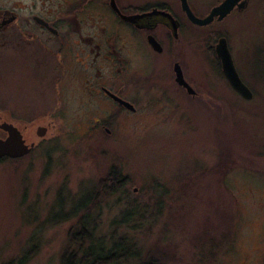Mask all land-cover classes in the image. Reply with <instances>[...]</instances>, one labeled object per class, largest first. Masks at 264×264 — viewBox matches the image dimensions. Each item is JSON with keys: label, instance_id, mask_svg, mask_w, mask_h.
Wrapping results in <instances>:
<instances>
[{"label": "rangeland", "instance_id": "374dc122", "mask_svg": "<svg viewBox=\"0 0 264 264\" xmlns=\"http://www.w3.org/2000/svg\"><path fill=\"white\" fill-rule=\"evenodd\" d=\"M257 12L232 36L253 101L233 91L207 50L190 48L188 71L204 86L199 106L162 109L146 100L138 115L116 119L112 135L94 129L88 116L101 115L98 108L77 107L76 83L64 80L62 99L72 105L58 111L54 77L30 73L0 48V126L18 123L40 144L0 161V264H61L66 235L82 218L107 248L115 230L143 252L162 244L171 252L166 264H264V8ZM260 48L263 56L251 57ZM55 110L58 126L41 142L39 124ZM114 166L129 176L126 187L91 209L90 193ZM208 225L216 237L233 230L230 244L210 250L199 235Z\"/></svg>", "mask_w": 264, "mask_h": 264}, {"label": "flooded vegetation", "instance_id": "af4514ba", "mask_svg": "<svg viewBox=\"0 0 264 264\" xmlns=\"http://www.w3.org/2000/svg\"><path fill=\"white\" fill-rule=\"evenodd\" d=\"M226 1L186 0V5L184 0H0V48H6L12 60L20 56L30 73L54 77L57 110L72 105L62 99L64 80L76 83L77 107L81 111L98 108L101 115L93 112L88 116L94 129L102 127L112 135L109 127L116 119L138 115L146 100L162 109L191 103L199 106L204 86L188 71L190 48L202 55L207 50L227 80L218 45L225 39L235 61L232 36L237 29L245 32V24L252 26V13L264 8V0H230L232 9L223 17L221 13L215 15L207 25L196 23L190 16L189 11L204 19ZM231 21L233 30L228 25ZM243 53L249 54L246 50ZM250 55L263 56L262 48ZM262 68L260 75L264 74V63ZM180 71L187 85L178 79ZM209 87L214 90L213 85ZM55 113L47 126L39 124L48 128L47 134L49 128L58 126L59 112ZM41 118L44 116L34 122ZM6 122L21 130L27 144L34 143L24 156L40 145L29 143L18 123ZM47 134H38L41 142ZM7 136L5 131L0 138Z\"/></svg>", "mask_w": 264, "mask_h": 264}, {"label": "trees", "instance_id": "16d2710c", "mask_svg": "<svg viewBox=\"0 0 264 264\" xmlns=\"http://www.w3.org/2000/svg\"><path fill=\"white\" fill-rule=\"evenodd\" d=\"M259 80H264V74L259 76ZM5 159H9L8 156L0 158V161H5ZM127 179L128 177L123 176L121 170L117 167L111 168V171L101 179L90 193L88 203L90 202L91 209L99 208L106 199L122 191L127 185ZM86 217L87 214L84 215V218ZM87 223L82 218L77 229L75 227L69 229L66 235L68 245L61 255V264H131V259L133 260L134 258H139L136 264H166L168 262V255V258H171V252H168L169 249H165L160 243H156L154 248H151L147 252L144 250L143 252L136 248L131 238L127 236H121L116 239L115 237L118 235L117 230L112 233L111 240L113 243L107 248L102 238L100 239L103 241H95L96 228L90 227ZM200 232L201 234L199 235H202L203 239L208 242L207 247L210 250L211 247L213 249L216 245L223 247L227 243L230 244L229 242L233 238V230L232 232L230 230L229 232H224L220 237L214 236L212 234L213 226L209 225ZM206 242L204 243L205 246ZM211 254L213 253L211 252ZM23 263L24 261L21 258L18 262L12 260L5 264Z\"/></svg>", "mask_w": 264, "mask_h": 264}, {"label": "water", "instance_id": "95a60500", "mask_svg": "<svg viewBox=\"0 0 264 264\" xmlns=\"http://www.w3.org/2000/svg\"><path fill=\"white\" fill-rule=\"evenodd\" d=\"M184 3L187 5L186 0H184ZM232 7V1L228 0L219 8L213 10L208 17L201 20L197 19L191 11L189 12L191 18L196 23L207 25L213 21L215 15L221 13L223 17L232 9ZM218 53L222 60L224 74L229 80L232 87L235 89V91L239 92L245 99H252L254 97V93L241 78V75L238 72L235 61L225 39H222L220 44L218 45ZM178 79L181 81V83L187 85L181 71L180 73H178ZM0 127L4 131L8 132V136L6 138H0V158L5 156H11L14 158L22 157L28 154L34 147V143H32L31 145L26 143L23 133L14 124L5 121L1 124ZM47 130V127L40 126L37 132L40 136H45L47 134Z\"/></svg>", "mask_w": 264, "mask_h": 264}, {"label": "bare ground", "instance_id": "6f19581e", "mask_svg": "<svg viewBox=\"0 0 264 264\" xmlns=\"http://www.w3.org/2000/svg\"><path fill=\"white\" fill-rule=\"evenodd\" d=\"M223 72H224V71H223ZM224 75H225V74H224ZM226 78H227V77H226ZM241 78H242V77H241ZM242 79H243V78H242ZM227 80H228V79H227ZM227 80H226V82L229 84L230 82H228L229 80H228V81H227ZM243 81H244V80H243ZM244 82H245V81H244ZM260 84H261V85H264V80H260ZM230 85H231V84H229V86H230ZM231 86H232V85H231ZM231 86H230V87H231ZM241 97H243V96L241 95ZM243 98H244V97H243ZM252 99H253V98H252ZM252 99H247V100L250 101V100H252ZM121 174H122L123 176H125L126 178L129 177V176L124 175V174L122 173V171H121Z\"/></svg>", "mask_w": 264, "mask_h": 264}]
</instances>
